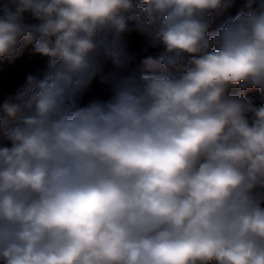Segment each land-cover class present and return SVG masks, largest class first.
Instances as JSON below:
<instances>
[{
  "label": "clouds",
  "instance_id": "1",
  "mask_svg": "<svg viewBox=\"0 0 264 264\" xmlns=\"http://www.w3.org/2000/svg\"><path fill=\"white\" fill-rule=\"evenodd\" d=\"M234 2L0 0V62L47 61L0 104V264H264V0L213 28ZM131 32L159 54L125 74Z\"/></svg>",
  "mask_w": 264,
  "mask_h": 264
},
{
  "label": "trees",
  "instance_id": "2",
  "mask_svg": "<svg viewBox=\"0 0 264 264\" xmlns=\"http://www.w3.org/2000/svg\"><path fill=\"white\" fill-rule=\"evenodd\" d=\"M244 0H235L231 8L227 9L222 15L217 17L215 28L218 23L226 18L228 15H235L243 9ZM127 41L129 46V53L131 60L128 67L124 69V73L138 72L143 69V61L148 58H156L159 54L158 49L145 50V39L136 32H131L127 35ZM46 58L35 54L34 46H27L22 53L14 59L12 62L2 61L0 62V104L7 98L8 95H12L15 91L24 85L26 77L29 74H35L39 70H42L46 65ZM117 71L114 68L111 61H108L105 65V74L109 72ZM109 95L108 87L105 84H101L99 78L95 80L84 97V103H87L92 98H107ZM247 97L255 104L264 102V97H261L258 90H250L246 93Z\"/></svg>",
  "mask_w": 264,
  "mask_h": 264
}]
</instances>
